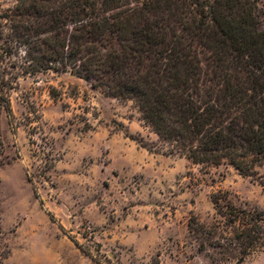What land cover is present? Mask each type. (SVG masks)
<instances>
[{"label":"rangeland","instance_id":"1","mask_svg":"<svg viewBox=\"0 0 264 264\" xmlns=\"http://www.w3.org/2000/svg\"><path fill=\"white\" fill-rule=\"evenodd\" d=\"M15 3L0 0V15ZM21 53L0 62V264H236L190 222L220 219L215 193L264 209V163L250 176L194 163L133 99L72 71L22 75Z\"/></svg>","mask_w":264,"mask_h":264},{"label":"trees","instance_id":"2","mask_svg":"<svg viewBox=\"0 0 264 264\" xmlns=\"http://www.w3.org/2000/svg\"><path fill=\"white\" fill-rule=\"evenodd\" d=\"M260 2L16 0L0 15V62L22 52V75L75 72L133 99L152 129L192 162L228 161L250 176L264 163ZM211 201L220 219L199 230L193 220L191 231L236 264L264 252V209L238 208L219 193Z\"/></svg>","mask_w":264,"mask_h":264}]
</instances>
